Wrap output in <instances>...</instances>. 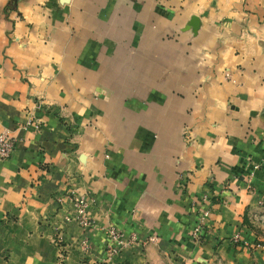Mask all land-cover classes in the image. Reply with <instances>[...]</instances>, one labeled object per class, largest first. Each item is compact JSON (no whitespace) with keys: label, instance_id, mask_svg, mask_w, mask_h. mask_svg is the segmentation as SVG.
Returning <instances> with one entry per match:
<instances>
[{"label":"crops","instance_id":"1","mask_svg":"<svg viewBox=\"0 0 264 264\" xmlns=\"http://www.w3.org/2000/svg\"><path fill=\"white\" fill-rule=\"evenodd\" d=\"M1 132L0 264H264V0H0Z\"/></svg>","mask_w":264,"mask_h":264},{"label":"built area","instance_id":"2","mask_svg":"<svg viewBox=\"0 0 264 264\" xmlns=\"http://www.w3.org/2000/svg\"><path fill=\"white\" fill-rule=\"evenodd\" d=\"M13 147V139L6 133L1 132L0 133V159H6L10 152L12 151ZM206 195H202V200H205ZM91 199L85 198V197H78L73 199L72 207L74 208L75 216L77 222H79L82 225L88 224L87 219L85 218V209L88 207ZM208 211L207 209H202L198 213L194 224L192 225L190 229V238L193 241H198L199 236L201 234L202 228L205 225V222L207 220ZM107 235L110 240L108 244H106V251L109 254H114L120 245L124 242H122V233L120 231L114 230L113 228H109L107 230ZM133 239V238H131ZM233 239H237V235L233 236Z\"/></svg>","mask_w":264,"mask_h":264},{"label":"water","instance_id":"3","mask_svg":"<svg viewBox=\"0 0 264 264\" xmlns=\"http://www.w3.org/2000/svg\"><path fill=\"white\" fill-rule=\"evenodd\" d=\"M190 23H191L190 26H191L192 28H194V27L196 26V18H195V17H192Z\"/></svg>","mask_w":264,"mask_h":264},{"label":"rangeland","instance_id":"4","mask_svg":"<svg viewBox=\"0 0 264 264\" xmlns=\"http://www.w3.org/2000/svg\"><path fill=\"white\" fill-rule=\"evenodd\" d=\"M147 239L152 240L153 238L151 237V238H147ZM133 240H134V238H133Z\"/></svg>","mask_w":264,"mask_h":264}]
</instances>
